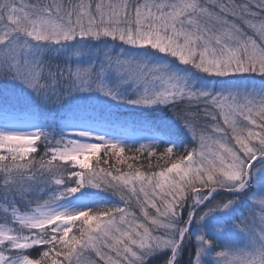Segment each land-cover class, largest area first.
<instances>
[{"label":"snow or ice","instance_id":"1","mask_svg":"<svg viewBox=\"0 0 264 264\" xmlns=\"http://www.w3.org/2000/svg\"><path fill=\"white\" fill-rule=\"evenodd\" d=\"M0 264H264V0H0Z\"/></svg>","mask_w":264,"mask_h":264}]
</instances>
